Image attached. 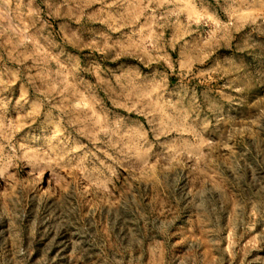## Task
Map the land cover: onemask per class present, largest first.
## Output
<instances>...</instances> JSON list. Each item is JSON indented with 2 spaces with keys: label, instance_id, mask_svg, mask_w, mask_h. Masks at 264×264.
<instances>
[{
  "label": "rangeland",
  "instance_id": "rangeland-1",
  "mask_svg": "<svg viewBox=\"0 0 264 264\" xmlns=\"http://www.w3.org/2000/svg\"><path fill=\"white\" fill-rule=\"evenodd\" d=\"M0 264H264V0H0Z\"/></svg>",
  "mask_w": 264,
  "mask_h": 264
}]
</instances>
